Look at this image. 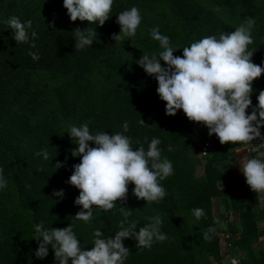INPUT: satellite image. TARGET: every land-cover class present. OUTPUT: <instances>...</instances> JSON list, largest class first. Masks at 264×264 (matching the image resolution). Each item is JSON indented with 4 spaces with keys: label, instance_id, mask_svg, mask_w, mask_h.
<instances>
[{
    "label": "trees",
    "instance_id": "1",
    "mask_svg": "<svg viewBox=\"0 0 264 264\" xmlns=\"http://www.w3.org/2000/svg\"><path fill=\"white\" fill-rule=\"evenodd\" d=\"M159 10L170 56H139L125 22ZM228 92L264 151V0H0V264H221L224 233L264 264V176L226 175L232 130L196 173Z\"/></svg>",
    "mask_w": 264,
    "mask_h": 264
},
{
    "label": "rangeland",
    "instance_id": "2",
    "mask_svg": "<svg viewBox=\"0 0 264 264\" xmlns=\"http://www.w3.org/2000/svg\"><path fill=\"white\" fill-rule=\"evenodd\" d=\"M1 1L3 3L7 2V0ZM169 24V16L167 12H164L163 10L147 13L142 17H138L137 15H130L124 25L127 45L134 53L139 56H152L155 58L159 56H170L171 50H167L173 49V46L169 43V41L166 40V37L162 35L164 29ZM228 95H230L229 92L226 95V98H224V96H218L215 100V111L210 117L211 132L214 136L221 131L232 130L235 136L233 144L236 146V148L241 146L245 147L249 144L253 145L254 141H256V139L260 137V133H258V131H256L253 127H249L250 129H245V127L239 128L238 124H236V119L239 117V113L233 109L231 110L235 112V115L233 117L235 119V123L229 122V120H227L226 111L227 109H230L226 106V99L229 97ZM220 112H222V114H220ZM202 141V136H198L196 138L197 148L193 152V157L198 159L200 162V165L196 170V173L198 175L202 174V166L204 165L205 160V158L201 156ZM234 155L235 152L233 151V157ZM227 176L229 177L228 172ZM135 209L138 210L139 205H136ZM222 211H224V209L223 204L221 203V198H213V212H215V218H217L218 223L222 222V227L226 229V213L224 211V215L222 217L220 215V212ZM221 217L223 219H221ZM230 220H232L233 222H237V218L236 216H234V214H231L229 221ZM236 237L238 238L239 234ZM220 246L223 259L221 264H240V256H235L236 251L234 248L233 240L231 241L230 246V242L226 239V237L221 236Z\"/></svg>",
    "mask_w": 264,
    "mask_h": 264
},
{
    "label": "crops",
    "instance_id": "3",
    "mask_svg": "<svg viewBox=\"0 0 264 264\" xmlns=\"http://www.w3.org/2000/svg\"><path fill=\"white\" fill-rule=\"evenodd\" d=\"M226 112H227L226 113L227 120H229V122L235 123V119L233 118L235 115V112L231 109H227ZM249 146H254V144L253 145L249 144L245 147L244 146L237 147L234 150L235 155L233 157V160L229 163H226V164L223 163L222 164L221 167L224 170V172L226 173V175L228 172L229 177H239V176H244V175L248 174L250 171H253V169L258 170L259 172L264 171V151L258 152V155H257L258 163L256 165H251L250 155H248L246 152V150H247V148H249ZM213 213H214V217H216L215 212H213ZM223 213H224V211L220 212V215L222 217L224 215ZM222 217H221V219H223ZM215 219L218 222L217 218H215ZM236 221L238 223V219ZM220 224L222 225L223 223L221 222ZM260 229L264 231V222L260 224ZM236 236L234 237V239L237 238ZM258 251H259V254L262 257H264V236L261 237V239H260V242L258 245ZM235 256H238V255L235 254Z\"/></svg>",
    "mask_w": 264,
    "mask_h": 264
},
{
    "label": "built area",
    "instance_id": "4",
    "mask_svg": "<svg viewBox=\"0 0 264 264\" xmlns=\"http://www.w3.org/2000/svg\"><path fill=\"white\" fill-rule=\"evenodd\" d=\"M252 105L253 104L249 100H246L245 98L240 97V96L228 97L226 99V106L228 108L233 109L239 114H243V115H248V113L252 110ZM220 114H222V112H220ZM212 140H214V138H213L212 132L210 131L209 133L206 134L204 140L202 141L201 156L203 158L208 157L211 151H213ZM246 152L248 155H252V154L258 155L259 151L255 146H249ZM262 174L264 176V171L262 172ZM258 201L261 207L264 208V189L259 193ZM222 236H225L228 241L231 240V237L226 233H224ZM233 238L234 237H232V240ZM230 246H231V243H230Z\"/></svg>",
    "mask_w": 264,
    "mask_h": 264
},
{
    "label": "water",
    "instance_id": "5",
    "mask_svg": "<svg viewBox=\"0 0 264 264\" xmlns=\"http://www.w3.org/2000/svg\"><path fill=\"white\" fill-rule=\"evenodd\" d=\"M212 149H213V151L216 149L215 141L214 140H212Z\"/></svg>",
    "mask_w": 264,
    "mask_h": 264
}]
</instances>
